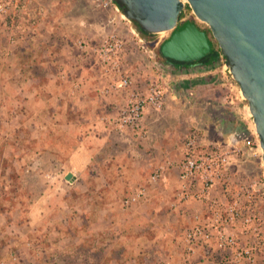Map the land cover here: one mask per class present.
Segmentation results:
<instances>
[{"label":"rangeland","instance_id":"rangeland-1","mask_svg":"<svg viewBox=\"0 0 264 264\" xmlns=\"http://www.w3.org/2000/svg\"><path fill=\"white\" fill-rule=\"evenodd\" d=\"M35 4L42 9L43 20L36 29L30 28L26 20H21V23L16 26L17 35L20 38L14 46L8 43L11 29L4 27L0 21V27L4 28L3 32H0V55H3L0 60V74L5 73L10 76L20 72L23 75L22 78L34 76L36 78L35 85L41 89L37 97L39 110L56 104L51 95L53 91L59 90L62 95L66 94L64 88L66 84L62 83L65 78L73 79L72 83H78L80 87L81 85L85 86V83L93 82L91 95L93 94L99 100H108L101 93L104 81L90 47L85 54L78 52L74 47V42L79 37H84L89 44L94 45L104 36L110 33L116 34L127 47L131 46L127 48V51L124 47L121 56L125 71L138 82L144 75L150 81L156 80V70L151 68V64H148L155 61L164 62L157 53L158 48H154L151 44H146L144 49L140 48L137 40L144 37L138 33L134 23L125 19L119 8L118 11L114 8H103L98 0H35ZM186 8L184 11L190 15L191 20L195 21L198 26L207 28L194 18L190 9ZM127 29L129 32L132 31L130 35L134 36V43L128 36ZM168 35L166 32L162 33V40ZM147 60L150 61L148 64ZM61 75H64L63 79L59 78ZM78 76H80V80ZM18 83L15 86H18ZM22 83L19 87L29 89L27 82L25 85ZM198 83L194 92L175 96L166 94L161 107L157 110H150L152 111L151 123L146 125L144 122L148 132L147 137L137 141L130 135L107 130L109 136L105 139V141L108 140L107 143L103 141L102 144H91L89 150L93 151H90L89 154H93V159L86 170L88 172L87 177L84 178L86 182L75 172H69L76 176L75 180L77 179L76 181L73 179L71 185L63 175L57 177L58 179L53 182L46 173L41 176L40 169L48 168L50 172V169L56 171L58 167L57 164L53 165L55 162L46 161L45 155L38 156L36 166L39 173L37 177L30 176L29 173L23 176L19 170V166L22 165L14 163L6 155L5 160L0 162V262L13 264L10 254H14L21 264H93V254L82 248V245L79 246V241L73 238V234L76 235L78 231L83 229V231H87L86 226L82 228L79 224L80 216L77 214L82 212L84 215L81 220L88 217L89 221H92L94 209H96L94 205L101 202L103 204L113 203L115 206L114 216L119 219L126 218L127 212L122 207L125 198L137 188L146 186L149 174L161 160V156H166V152L177 147L189 132L191 122L196 118L198 123L215 126L214 119L217 118L218 111L223 106V100L219 101L220 92L218 93L214 87L207 88ZM184 84L186 83H182V85ZM10 87L13 86L7 85V88ZM65 98L66 104H69L67 96ZM0 104L7 106L9 110L15 104L24 108L29 106V98L24 97V94L7 95L4 102L1 100ZM25 115L27 116V114ZM11 117H15V114L8 112L5 118L8 120ZM37 118L38 140L56 142L58 130L51 124H48L49 127L47 123L45 124V114L39 112ZM55 121L53 120V124ZM223 125L221 122V129ZM9 130H15L16 135L20 138L28 137L29 129L23 125L21 128L15 129L12 125L5 126V124L0 128V137ZM86 131L82 129L80 133L84 137L83 140L85 139L84 142L90 144L93 139L87 137ZM58 136L61 137L59 134ZM67 137H64V140ZM69 138L72 143L74 140L72 134ZM79 144L77 142L74 148L79 147ZM30 146L28 143L23 144L20 155L28 156ZM71 147L73 146L71 145ZM84 183L87 185L86 191L83 190ZM49 187L51 191L49 190L46 194L45 191ZM156 187H153L148 195L151 198L150 204L144 208L136 207L142 202L134 204L131 207L136 209L131 213L129 211L128 215L132 220L134 219L135 233H142L146 238L151 239L156 236L155 238L159 237L160 240H163V242L160 240L147 242L150 248V257L146 264H160L168 258H170L171 264H177L174 244L175 225L172 224L171 230H169L170 228L167 230L163 224V217L166 214H175L168 208V203L172 200V190L170 186H166L170 189L165 188L167 193L163 194L160 193L163 188L154 191ZM52 193L54 194L52 198L58 202V205L60 204L59 206L65 203L64 210L59 207L50 213L45 211L43 216L38 217L33 223L30 215L33 203ZM51 220L57 225H51L49 223ZM51 228L66 235L63 237L65 238L64 242H55L54 253L47 241V234L49 231L51 232ZM27 242L31 243L30 247L26 246ZM158 242L164 246V248L162 247L164 255L157 251L160 249L157 247ZM35 248L40 249L39 253H36ZM57 251L65 253L59 255V253H55Z\"/></svg>","mask_w":264,"mask_h":264},{"label":"built area","instance_id":"built-area-1","mask_svg":"<svg viewBox=\"0 0 264 264\" xmlns=\"http://www.w3.org/2000/svg\"><path fill=\"white\" fill-rule=\"evenodd\" d=\"M103 8H114L112 0H98ZM26 20L29 27H36L43 20L42 9L35 0H0V21L11 29L8 43H17L16 26ZM191 20L185 11L180 23ZM162 33L152 34L150 39L138 38L140 48L146 44L159 48ZM90 45V46H89ZM75 49L87 53L90 47L106 85L103 95L125 91L122 105L112 117L104 122L115 132L142 139L146 136L144 117L147 110L161 107L165 95L173 90L162 69H157L155 81H147L138 86L134 77L128 74L122 63L124 41L110 33L91 45L84 37L74 42ZM150 52V51H149ZM219 65L224 67V59L219 54ZM221 78V85L227 89L217 118L216 130L226 117L243 124L247 136L235 132L232 142L226 144L206 143L196 129H191L181 140L180 156L166 160L156 166L148 177L146 186L134 190L125 198L122 207L127 210L139 202L149 200V186H156L169 170L176 173V191L170 207L178 209L189 206V226L183 230L180 239L183 244V264H195L198 249L205 258L216 264H264V166L258 137L247 105L239 95V88L228 73ZM228 111V112H226ZM242 140L243 143L238 144ZM260 160L262 173L253 176L242 170L250 159ZM31 246L30 242L26 243ZM13 264H21L16 255L10 254ZM0 264H3L0 262ZM160 264H171L164 260Z\"/></svg>","mask_w":264,"mask_h":264},{"label":"crops","instance_id":"crops-1","mask_svg":"<svg viewBox=\"0 0 264 264\" xmlns=\"http://www.w3.org/2000/svg\"><path fill=\"white\" fill-rule=\"evenodd\" d=\"M110 9V8H108ZM1 23V22H0ZM4 27L5 25L1 23ZM39 25V24H38ZM38 25L36 27H38ZM125 25V24H124ZM7 27V26H6ZM36 27L32 29H36ZM8 28V27H7ZM123 28H125L123 26ZM4 28L0 27V32H3ZM132 32V31H131ZM127 29L128 36L131 38L132 42L134 43V36L130 35V33ZM12 33V32H11ZM131 46H128L125 44V51H127V48H130ZM127 53V52H126ZM85 54V53H84ZM125 55V53H124ZM3 55H0V60H2ZM82 57V56H81ZM127 58V55L125 56ZM86 59V58H85ZM95 59V58H94ZM93 59V60H94ZM83 60V59H81ZM89 60V59H86ZM220 60V59H219ZM150 61L147 60V64ZM219 61L216 64H213L211 66H201V65H195L191 64L188 66H179L176 67L174 65H171L170 63L166 62H150L148 65H152L151 68L155 69H162V71L165 73L168 81L170 82L173 90L167 94L169 95H180L183 93H191L194 92V88L197 87V83L205 86L207 88H216L218 93L220 92V99L224 100V98L227 96L228 91L221 85V78L225 77V73H228L227 70L224 71L220 65ZM23 75L18 73H14L13 75H6L5 73L0 74V101L3 100L8 95L10 96H17L19 94H24V97L29 98V106H26L22 108V106L13 105L12 108H7V106L0 104V128L2 125L5 124V126L12 125L15 129L21 128L22 125L29 129L28 137L27 138H20L16 135L15 130H9L6 131L5 134H3L2 137H0V162L5 160V156L8 155L9 158L12 159L14 163H20L19 170L22 172L23 176H25L26 173H29L30 176L37 177L39 171L36 166V162L38 161V156L45 155V160L50 162H55L54 164H57L56 171H53L50 169V172L48 168L46 169H40L41 170V176H43L44 173L46 175H49L50 178H52L51 182H53L55 179H58L57 177L63 175V177L67 181V175L69 172H75L80 178H83L85 181V177H87L86 170L89 167L93 157L89 150V147H91V144L98 143L102 144L103 141H105L106 138H108L107 130L113 131L108 125L107 122H104L105 117H112L116 114L119 107L122 105L123 100L126 97V92L122 91L117 94H109L105 95V97L108 98V100L103 101L102 99L99 100L96 96L93 94L91 95L92 90V84L85 83V86L80 85L78 83L73 84L74 81L71 78H65L62 83L66 84L65 93L62 95V93L59 90L53 91V93L50 94L54 97L56 104L51 105V107L47 106L46 108H40L38 107V94L41 89L35 85L34 80L36 79L34 76H29L28 78H22ZM147 76H142L141 79L136 81L138 83V86L143 85L144 83H147L149 81ZM59 78L63 79L64 75H61ZM80 76H78V79ZM103 78V77H102ZM73 80V81H72ZM80 80V79H79ZM182 80H184L182 82ZM104 81V78H103ZM19 82V83H18ZM23 82V83H22ZM25 82L28 83L29 89H25L22 86L19 87V85H25ZM18 83V86H15V84ZM103 87L106 85L105 81L103 82ZM182 83H186L182 85ZM7 85L13 86L12 88H7ZM47 91V90H45ZM67 96V101L69 104H66L65 100ZM219 97V96H218ZM60 101V103H58ZM240 105H247L245 101L239 102ZM8 112H13L15 114V117H11L7 120L6 114ZM40 113L45 114V124H51L54 128L58 130L56 133L57 137L56 139L59 140L56 142L49 141V140H38L39 136V128H38V118L37 115ZM228 112V111H226ZM229 113V112H228ZM24 114H27V116ZM152 111H147L144 117V122H146V125H149L151 123V115ZM22 115V116H21ZM49 115V117H48ZM94 121L92 122V120ZM6 120V121H5ZM53 120L55 121V124H53ZM223 128H220V131L218 132L216 130L215 126L209 124H202L198 123L197 119L195 118L193 122H191L190 130L196 129L199 134L200 138L206 142V143H213V144H226L229 142H232V135L235 132L244 134L247 136L246 131L244 130L243 124H240V122H235L228 117H226L225 121L223 122ZM46 127V126H45ZM49 127V126H48ZM51 127V126H50ZM209 127V128H208ZM52 128V127H51ZM52 128V129H54ZM212 128V129H211ZM84 129L87 130L86 134L87 137L91 138V143L89 142L85 143L83 138L81 136L80 131ZM33 130V131H32ZM19 131V130H18ZM115 132V131H114ZM13 133H15V136H13ZM103 133V134H100ZM105 133V134H104ZM120 133V132H117ZM49 134V133H47ZM46 134V136H47ZM61 135V137L58 136ZM72 134V137L74 140H72V143H70L69 136ZM74 134V136H73ZM123 134V133H121ZM147 129H146V136L147 137ZM68 136V137H67ZM82 138H81V137ZM64 137L65 138L64 140ZM133 138V137H132ZM134 139V138H133ZM29 140V142H26ZM137 140V139H136ZM33 141V142H32ZM39 141H41V144H39ZM83 141V142H82ZM108 140L105 142L107 143ZM138 141V140H137ZM240 142H237L238 144L243 143L242 140H239ZM77 142H79L80 146L77 148H74L75 145H77ZM82 142V143H81ZM104 142V143H105ZM28 143L30 146V151L28 152V156H21L20 149L22 148L23 144ZM71 145L73 147H71ZM156 146V144H154ZM179 145L178 143L177 147H174L172 150H169L166 152V156L162 155L161 160L157 163L156 166L163 164L166 160L169 159H177L180 156L179 152ZM40 147V149H39ZM33 149V153H32ZM161 151V149H159ZM94 153V152H93ZM161 153V152H160ZM26 166V167H25ZM70 167V169H69ZM26 168V169H25ZM53 168V167H51ZM68 168V169H67ZM242 170L245 173L251 174L253 176H259L262 173V169L260 167V160L257 158L250 159L242 166ZM152 172V171H151ZM151 174V173H150ZM149 174V175H150ZM71 180H69V184H72V180H75V175L71 174ZM4 175L2 174V178ZM0 178H1V167H0ZM77 180V179H76ZM75 180V181H76ZM148 180V179H147ZM86 182V181H85ZM156 190H160L163 188L160 193H167V190L165 188H168V190L171 188L172 190V200L168 203L169 210L173 211L175 214L168 213V215L164 214L163 217L164 221L163 224L167 228V230H171V226L175 225V234H174V244H175V259L177 260V264H183V244L181 243V233L185 228L189 226L190 220L189 218V206H180L178 209H173L170 207V204L173 203L174 200V194L176 191V173L174 170H169L165 173V176L158 182L156 185ZM166 186H170L166 187ZM155 186H149L148 192L150 193ZM84 188V189H83ZM83 190H87V185L85 183L83 184ZM49 190L51 191L50 187L47 188L46 194H48ZM153 193V192H152ZM54 194L46 195L41 197L39 201H36L33 203V206L31 207V217L32 222H36L38 217H42L45 211H48L49 213L51 211L57 210L59 207H61L64 210L65 203L61 204V206L58 205V202L52 198ZM153 196V195H152ZM64 195L62 196V198ZM43 199V200H42ZM151 198L149 197V200L146 203H141L140 205H136V207H147L148 204H150ZM106 207V208H105ZM94 216L92 221H89L88 217H84V219L81 217L84 215L82 212H79L80 214H77L80 216L78 218L79 224H81L82 228L86 226L87 231H78L75 234H73V238L79 241V246L86 249L93 255V264H146V262L149 261V255H150V248L147 244L149 240H152L153 242L159 241V237L155 238L156 236H153L150 238H146L145 235L142 233H135L134 229L135 226L133 225V220L130 215H128V212L131 213L133 210H135V207H131L127 210L126 218L119 219L116 216H114V209L115 206L113 203L109 204H95L94 205ZM103 208V209H102ZM99 211L97 212V210ZM47 212V213H48ZM49 215V214H48ZM138 220V219H136ZM137 222V221H135ZM51 225H57L52 220L49 222ZM32 224V223H30ZM49 234H47V241L50 244V249L52 253H54L55 250V242L57 241H63L65 240L66 235L63 233H59L58 230H54V228L50 229ZM164 237V236H163ZM69 238V237H68ZM70 239H72L70 237ZM67 240V238H66ZM163 242V240H160ZM93 242V245H92ZM147 245V246H146ZM52 247V248H51ZM157 247H160L159 250H157L160 253H163V244L159 243L157 244ZM163 247V248H162ZM36 253H39L40 249L35 248ZM55 253H59V255H63L64 251H57ZM62 253V254H60ZM52 255V254H51ZM170 258H168L169 260ZM166 261V259H164ZM195 264H216L215 259L213 260L211 258H205L204 252L201 249H198L197 254L194 258Z\"/></svg>","mask_w":264,"mask_h":264},{"label":"water","instance_id":"water-1","mask_svg":"<svg viewBox=\"0 0 264 264\" xmlns=\"http://www.w3.org/2000/svg\"><path fill=\"white\" fill-rule=\"evenodd\" d=\"M112 1L145 34H169L158 48L164 59L198 62L211 52V41L216 44L225 69L247 103L264 166V0ZM186 7L210 36L193 20L180 23Z\"/></svg>","mask_w":264,"mask_h":264},{"label":"trees","instance_id":"trees-1","mask_svg":"<svg viewBox=\"0 0 264 264\" xmlns=\"http://www.w3.org/2000/svg\"><path fill=\"white\" fill-rule=\"evenodd\" d=\"M117 7H118V6H117ZM118 8H119V7H118ZM119 9L121 10V8H119ZM186 9L189 10V8H186ZM181 17H182V15H181ZM135 26H136V25H135ZM136 29H137L138 33H139L141 36L145 37V38H148V37H151V36H152V35H147V34H145V33H144L142 30H140V28H138L137 26H136ZM202 30H204V31L206 32V34H207L208 36H210L209 30H208L207 28H206V29H202ZM14 32H15V35L17 36V42H18V39H19L20 37L17 35V30L14 31ZM209 38H210V37H209ZM211 45H212L211 52H210L206 57H204L203 59H201V60L198 61V62L189 63V64H187V63H179V62H174V61H170V60L164 59V58H162V57L160 56L158 50H157V53H158V55L162 58V60H163L164 62H166V63H170L171 65H174V66H176V67H179V66H188V65H191V64H197V65H201V66H211V65H213V64H216V63L219 61V54H220L219 50H218L217 47H216V44L213 43V42L211 41Z\"/></svg>","mask_w":264,"mask_h":264},{"label":"flooded vegetation","instance_id":"flooded-vegetation-1","mask_svg":"<svg viewBox=\"0 0 264 264\" xmlns=\"http://www.w3.org/2000/svg\"><path fill=\"white\" fill-rule=\"evenodd\" d=\"M200 27V26H199ZM200 28H202V27H200ZM202 29H206L205 27H203Z\"/></svg>","mask_w":264,"mask_h":264}]
</instances>
